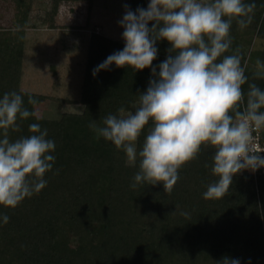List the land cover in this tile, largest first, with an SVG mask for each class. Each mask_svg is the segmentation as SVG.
<instances>
[{"label":"trees","instance_id":"obj_1","mask_svg":"<svg viewBox=\"0 0 264 264\" xmlns=\"http://www.w3.org/2000/svg\"><path fill=\"white\" fill-rule=\"evenodd\" d=\"M62 1L52 0L45 21L54 24ZM18 12L14 26H27L33 0H15ZM149 0H128L134 11ZM250 2V0H249ZM252 23L241 28L233 20L228 53L238 49L248 82L264 88L255 76L257 58L264 60V0H255ZM89 24V23H88ZM151 26V22L150 25ZM240 32L263 40L251 49ZM24 33L0 35V95L17 91L25 106L28 97L40 95L21 89ZM124 41L93 32L79 103L81 112H65L59 119L29 117L10 139L28 135V124L39 122L55 141L52 171L45 188L25 198L15 208L0 205L9 221L0 224V264H216L223 256L240 258L242 264H264V170L254 175L244 170L233 177L227 195L205 199L202 195L217 177L211 171L212 146H202L198 157L179 169L171 192L162 183L130 185L139 170L126 162L125 153L111 142L97 139L89 121L102 123L108 113L138 103L152 74L150 68L133 70L112 65L95 77L93 68L109 54L122 49ZM159 64L169 54L166 40L157 43ZM248 82L242 89L246 93ZM68 100V99H67ZM36 111V110H35ZM264 140V129H261ZM142 134L138 145L143 142ZM58 170V171H57ZM189 213L185 217L178 210Z\"/></svg>","mask_w":264,"mask_h":264},{"label":"clouds","instance_id":"obj_2","mask_svg":"<svg viewBox=\"0 0 264 264\" xmlns=\"http://www.w3.org/2000/svg\"><path fill=\"white\" fill-rule=\"evenodd\" d=\"M124 7L118 21L124 46L96 65L92 74L95 77L114 64L134 71L150 68L152 76L131 109L121 106L102 123L92 119L89 128L97 139L122 150L129 165L138 163L132 188L162 183L171 192L179 169L196 159L202 146H212L211 171L217 179L202 195L225 197L235 175L264 168V156L259 154L264 150L253 143V131L264 129V88L248 82L238 49L226 54L232 45L233 20L241 28L251 24L255 0H149L146 8ZM21 28L16 25L13 30ZM162 40L169 43V54L154 65ZM256 68L255 76L264 79V60L257 58ZM38 103L29 96L28 104L33 105L29 110L19 92L0 95V205L7 208L45 188V174L56 160L55 141L39 122L28 124V135L10 139V130L20 131L29 117L42 119L35 111ZM9 219L0 213V224ZM216 264L242 261L225 255Z\"/></svg>","mask_w":264,"mask_h":264},{"label":"rangeland","instance_id":"obj_3","mask_svg":"<svg viewBox=\"0 0 264 264\" xmlns=\"http://www.w3.org/2000/svg\"><path fill=\"white\" fill-rule=\"evenodd\" d=\"M52 0H33L24 33V59L21 89L40 95L35 106L44 118L59 119L65 112H81L78 102L87 58L88 41L96 32L124 41L118 24L128 0L62 1L54 24L43 20ZM18 9L15 0H0V35L14 36ZM89 23V24H88ZM251 49H260L263 40L240 32ZM249 64L247 58L244 63ZM255 69L256 64L252 65ZM68 99V100H67Z\"/></svg>","mask_w":264,"mask_h":264},{"label":"built area","instance_id":"obj_4","mask_svg":"<svg viewBox=\"0 0 264 264\" xmlns=\"http://www.w3.org/2000/svg\"><path fill=\"white\" fill-rule=\"evenodd\" d=\"M253 143L254 146L257 150H264V140L262 139V133H261V129L260 130H255L253 131ZM261 156H264V151L259 153ZM264 170V168H260L258 170H256L255 172H251L254 175L258 174L260 171Z\"/></svg>","mask_w":264,"mask_h":264}]
</instances>
